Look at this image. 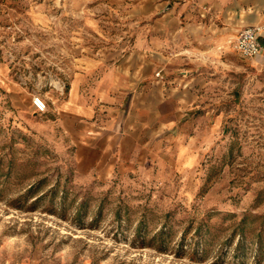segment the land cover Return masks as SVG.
<instances>
[{"label": "rangeland", "instance_id": "1", "mask_svg": "<svg viewBox=\"0 0 264 264\" xmlns=\"http://www.w3.org/2000/svg\"><path fill=\"white\" fill-rule=\"evenodd\" d=\"M126 3L0 0V264H264V52L233 43L199 107L132 157L100 156L107 103H55L70 55L127 36Z\"/></svg>", "mask_w": 264, "mask_h": 264}, {"label": "crops", "instance_id": "2", "mask_svg": "<svg viewBox=\"0 0 264 264\" xmlns=\"http://www.w3.org/2000/svg\"><path fill=\"white\" fill-rule=\"evenodd\" d=\"M125 2L127 36L96 53L82 49L70 55L68 97L55 102L89 117L99 102L109 105L110 130L96 138L102 157L113 148L120 158L134 156L152 135L159 137L178 122L177 110L199 107L218 65L231 60L239 33L264 26V0ZM260 43L264 52V35ZM3 70L8 75V68Z\"/></svg>", "mask_w": 264, "mask_h": 264}, {"label": "built area", "instance_id": "3", "mask_svg": "<svg viewBox=\"0 0 264 264\" xmlns=\"http://www.w3.org/2000/svg\"><path fill=\"white\" fill-rule=\"evenodd\" d=\"M264 35V26L246 28L239 33L236 41V47L244 56L258 57L263 52L260 43V37ZM160 77V73L157 74ZM32 106L37 115H43L48 112V104L41 94H36L32 98Z\"/></svg>", "mask_w": 264, "mask_h": 264}]
</instances>
